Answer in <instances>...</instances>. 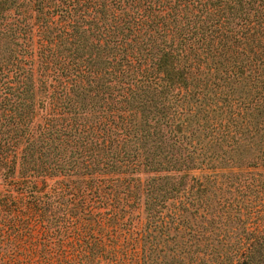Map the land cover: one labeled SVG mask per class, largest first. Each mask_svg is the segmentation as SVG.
Masks as SVG:
<instances>
[{
  "label": "trees",
  "instance_id": "16d2710c",
  "mask_svg": "<svg viewBox=\"0 0 264 264\" xmlns=\"http://www.w3.org/2000/svg\"><path fill=\"white\" fill-rule=\"evenodd\" d=\"M0 264H264V0H0Z\"/></svg>",
  "mask_w": 264,
  "mask_h": 264
},
{
  "label": "rangeland",
  "instance_id": "374dc122",
  "mask_svg": "<svg viewBox=\"0 0 264 264\" xmlns=\"http://www.w3.org/2000/svg\"><path fill=\"white\" fill-rule=\"evenodd\" d=\"M1 181H0V188H1ZM131 214L132 216V221H131V225H132V229H131V238L133 237V241L130 242V248L128 249V256L126 258V262L125 264H138V243H137V235H138V231L140 228V223H141V212L139 209V206L136 205Z\"/></svg>",
  "mask_w": 264,
  "mask_h": 264
}]
</instances>
